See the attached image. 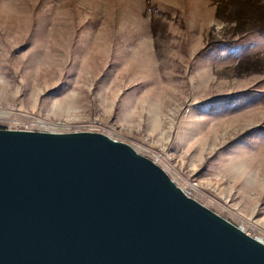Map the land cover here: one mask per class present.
I'll return each instance as SVG.
<instances>
[{"label":"rangeland","instance_id":"1","mask_svg":"<svg viewBox=\"0 0 264 264\" xmlns=\"http://www.w3.org/2000/svg\"><path fill=\"white\" fill-rule=\"evenodd\" d=\"M0 127L124 143L264 244V0H0Z\"/></svg>","mask_w":264,"mask_h":264},{"label":"water","instance_id":"2","mask_svg":"<svg viewBox=\"0 0 264 264\" xmlns=\"http://www.w3.org/2000/svg\"><path fill=\"white\" fill-rule=\"evenodd\" d=\"M0 264H264V244L124 143L0 129Z\"/></svg>","mask_w":264,"mask_h":264},{"label":"trees","instance_id":"3","mask_svg":"<svg viewBox=\"0 0 264 264\" xmlns=\"http://www.w3.org/2000/svg\"><path fill=\"white\" fill-rule=\"evenodd\" d=\"M0 129H4L3 127H0Z\"/></svg>","mask_w":264,"mask_h":264}]
</instances>
